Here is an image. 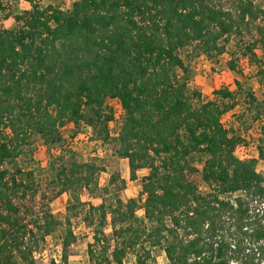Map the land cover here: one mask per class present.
<instances>
[{"label": "trees", "instance_id": "16d2710c", "mask_svg": "<svg viewBox=\"0 0 264 264\" xmlns=\"http://www.w3.org/2000/svg\"><path fill=\"white\" fill-rule=\"evenodd\" d=\"M13 1L30 9L14 28L0 27V264H38L39 242L62 226L49 211L31 217L24 203L37 192L34 172L17 160L33 155L40 139L57 194L78 202L81 190L96 186L98 170L65 153L61 129L84 123L108 141L111 101L122 115L115 152L127 160L130 180L138 170L147 174L140 207L118 194L112 204L88 205L89 264H122L129 253L134 264H151L155 249L169 264H264V101L244 92L252 108L245 131L260 127L257 157L238 159L243 140L222 123L240 104L238 91L222 88L202 100L189 91L181 55L191 49L214 60L230 38L243 42L264 10L253 0H235L233 8L213 0H74L66 11ZM257 30L261 37L243 42L242 56L263 81ZM229 68L236 70L234 62ZM73 240L68 229L63 264Z\"/></svg>", "mask_w": 264, "mask_h": 264}, {"label": "rangeland", "instance_id": "374dc122", "mask_svg": "<svg viewBox=\"0 0 264 264\" xmlns=\"http://www.w3.org/2000/svg\"><path fill=\"white\" fill-rule=\"evenodd\" d=\"M74 0H41L39 5L46 7L51 5L61 10H68ZM264 10V0H253ZM216 5L222 8H233L235 0H213ZM30 9V6L22 1L0 0V27L12 29L16 25L15 18ZM10 21V23H8ZM258 26L249 27L242 38L243 42L256 40L261 37L257 27L262 28L264 33V15L257 21ZM230 38L225 43L224 53L210 61L203 54H196L191 49L182 51L181 55L188 67L189 91L200 94L201 99H215L214 91L225 88L237 92L235 99L240 104L222 116V123L228 129H233L243 140L234 154L238 159H249L257 157L256 139L259 136V123H253L249 130L245 131L243 123H249L250 110L246 106L245 91L250 89L255 97L264 101V80L256 74V66L250 65L245 57L242 48L243 42ZM257 56H261L260 44L256 48ZM261 68L264 70V57ZM234 62L236 70L229 68V63ZM242 71V73L237 72ZM241 85V91L240 87ZM246 103V104H245ZM113 107V119L108 123L109 140H103V133L99 129L81 123L79 127L66 125L61 129V134L65 141V153L72 154L78 163H88L98 170L94 181L96 186L90 191L85 189L77 194L78 202L73 196L68 194H57V188L51 184V171L48 170L50 154L40 139L33 142L34 154L30 153L21 156L17 160L18 164L34 172V187L36 194L33 198H27L24 204L29 208L31 217L39 216L44 211H49L55 218L62 222V226L44 241L39 242V247L34 256L38 264H63L61 259V238L66 232L72 231L74 240L70 245V251L66 264H89L87 256V245L92 243V228L88 227L84 217L88 214V205L97 206L101 203L112 204L116 194L127 201L135 199L138 207L142 204L143 197H140L141 179L147 174V170L142 169L136 172V179H129V169L127 160L118 157L116 154L115 142L121 126L122 115L119 113L118 103L111 101ZM254 110V109H253ZM244 113V114H242ZM243 115V116H242ZM247 126V125H246ZM54 153V151H52ZM261 168V167H260ZM136 216L143 218L141 209L136 210ZM67 218L69 222H67ZM109 215L107 225L103 229L107 237L111 236L109 225ZM69 223V224H68ZM151 264H169L165 254L160 249L152 251ZM122 264H134V255L127 254Z\"/></svg>", "mask_w": 264, "mask_h": 264}, {"label": "built area", "instance_id": "2783aa9c", "mask_svg": "<svg viewBox=\"0 0 264 264\" xmlns=\"http://www.w3.org/2000/svg\"><path fill=\"white\" fill-rule=\"evenodd\" d=\"M118 107H119V105H118ZM119 111H120L119 113H121L120 107H119ZM116 136H117V134H116Z\"/></svg>", "mask_w": 264, "mask_h": 264}, {"label": "clouds", "instance_id": "9594fccd", "mask_svg": "<svg viewBox=\"0 0 264 264\" xmlns=\"http://www.w3.org/2000/svg\"><path fill=\"white\" fill-rule=\"evenodd\" d=\"M8 23H10V21Z\"/></svg>", "mask_w": 264, "mask_h": 264}]
</instances>
